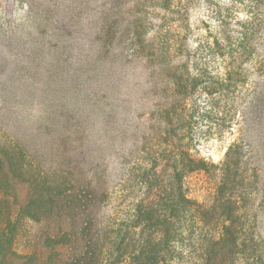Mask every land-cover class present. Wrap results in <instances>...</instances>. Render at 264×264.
Segmentation results:
<instances>
[{"label": "rangeland", "instance_id": "1", "mask_svg": "<svg viewBox=\"0 0 264 264\" xmlns=\"http://www.w3.org/2000/svg\"><path fill=\"white\" fill-rule=\"evenodd\" d=\"M159 3L0 0V264L128 257L111 235L129 201L157 184L169 99L157 74ZM203 5L190 11L199 27ZM204 97L182 141L206 167L186 179L204 222L176 264H264V73L219 108ZM75 193L97 202L90 218L61 209Z\"/></svg>", "mask_w": 264, "mask_h": 264}, {"label": "trees", "instance_id": "2", "mask_svg": "<svg viewBox=\"0 0 264 264\" xmlns=\"http://www.w3.org/2000/svg\"><path fill=\"white\" fill-rule=\"evenodd\" d=\"M201 1L203 27L193 24L190 17L191 9ZM159 2L164 13L157 25V74L169 99L158 112L162 127L157 133V169H152L157 184L146 197L129 201L125 217L111 235L114 253L128 257H122L121 263L96 264H176L184 258L188 244L198 238L193 229L204 222L186 179L206 167L192 152L194 142L191 146L182 143L190 135L199 96H205V106L219 108L231 100L229 93L250 85L254 72L264 73V0ZM233 151L234 146L229 155ZM35 163L39 165L38 160ZM96 205L86 204L75 193L63 201L61 209L90 218L97 212ZM95 236L89 247L100 246V236ZM225 238L216 235L213 240L219 244ZM50 239L57 242L56 237Z\"/></svg>", "mask_w": 264, "mask_h": 264}]
</instances>
